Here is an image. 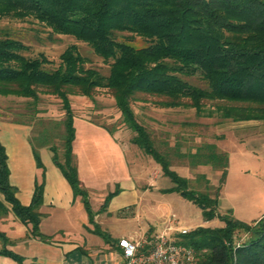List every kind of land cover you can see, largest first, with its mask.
Masks as SVG:
<instances>
[{"label": "trees", "instance_id": "obj_1", "mask_svg": "<svg viewBox=\"0 0 264 264\" xmlns=\"http://www.w3.org/2000/svg\"><path fill=\"white\" fill-rule=\"evenodd\" d=\"M6 18L34 19L54 35L86 44L109 65L107 76L85 68L77 47L70 45L59 56V65L48 69L45 56L27 57L26 45L0 36V96L31 100L27 104L34 110L41 95L60 101L63 161L47 140L49 149L74 198L81 199L94 235L115 246L94 222L88 192L80 185L73 164L75 129L69 97L92 99L96 90L106 89L122 125L133 134L130 143L151 158L173 184L162 192L177 193L197 206L204 221L218 218L223 223L220 228L197 227L182 237V243L195 251L197 264H264V217L245 224L229 213L219 215L218 194L188 190L187 180L171 170L132 109L142 95L164 99L165 108H191L198 117L205 114V104L211 103L223 120L264 121V0H0V19ZM137 38L143 46L133 45ZM195 75L200 86L189 83ZM211 116L209 111L206 117ZM33 153L36 167L42 171L41 182L35 184L29 206H22L9 183L7 156L0 143V218L8 214V205L15 218L30 227L31 237L46 241L39 231L42 216L38 213L45 171L38 153ZM189 156L196 164L218 166L223 184L226 154L207 144ZM117 194L118 190L109 193L101 210ZM238 233L246 234L247 239L233 246ZM0 239L4 243L0 255L22 264L18 255L5 248L7 240L1 232ZM114 249L119 252L117 246Z\"/></svg>", "mask_w": 264, "mask_h": 264}, {"label": "rangeland", "instance_id": "obj_2", "mask_svg": "<svg viewBox=\"0 0 264 264\" xmlns=\"http://www.w3.org/2000/svg\"><path fill=\"white\" fill-rule=\"evenodd\" d=\"M4 35L26 45L29 50L25 56L31 58H36L39 55L45 56L50 62L47 66L48 69L56 68L59 65V56L63 51L70 45H75L80 56L86 61L85 68L97 70L103 76L108 75V63L94 55L86 44L71 37L54 35L50 29L34 19L24 21L0 19V36ZM133 45L141 47L144 44L137 38ZM196 78L197 75L189 79V83L200 86L201 83ZM137 99L132 105L137 121L150 134L155 149L167 158L171 170L187 180L188 190L210 196L220 194L221 169L218 166L196 164V159L193 160L188 155L195 153L197 148L207 144L219 145L218 142L223 139V145L228 147L231 144L232 134L237 136L241 134L231 129L234 125L233 122L221 119L215 111L214 104L211 103L205 104V114L198 117L191 108H165L162 105L164 99L161 98L139 95ZM69 100L74 117L84 118L89 122L101 125L112 133L115 131L121 133L118 134L120 136L116 134L112 137V139L119 138L116 139L119 142L117 147L107 148L103 142L102 148L90 150L89 153L83 152L80 157L82 159L80 162L81 177L78 180L88 192L92 209H98L106 196L117 190V181L128 172H135L138 176L136 181L146 189L143 194L142 208L140 214L136 216L137 218L132 215L130 207L117 211L112 218L100 215V220L96 224L104 234L111 237L112 240L148 236L164 230L172 217L174 218L172 221H178L180 228L187 227L191 230L197 227L220 228L223 226L218 218L210 222L204 221L201 210L177 193L162 192L173 187V184L168 178L161 175L157 179L154 173L160 171L159 166L133 145L140 158L136 160L137 162L134 161V157L127 151L124 139L125 137L130 142L133 134L122 125L120 113L108 90H96L92 99L70 96ZM27 103H31V100L0 96V105L3 107L12 109L20 107V109L28 110V115H33L34 111H36L35 114L44 115L45 124L42 125L41 121L39 125L37 122L36 129L41 125L46 127L47 140L56 147L59 159L63 161L61 140L63 126L61 122L64 116L60 101L53 96L41 95L38 105L35 107L36 110ZM209 111L212 116L206 117ZM216 150L218 152L217 147ZM150 180H153V183L147 187ZM234 185L235 182L230 180L225 190L228 193L227 202L237 208H246V204L252 201L251 195L238 196V200L234 193ZM216 211L220 215L223 213L218 204ZM176 239L180 240L181 237ZM246 239V234L238 233L233 240V246L240 245ZM74 253L81 260L85 257L81 252ZM85 260L88 264H112L120 259L107 252L85 257Z\"/></svg>", "mask_w": 264, "mask_h": 264}, {"label": "crops", "instance_id": "obj_3", "mask_svg": "<svg viewBox=\"0 0 264 264\" xmlns=\"http://www.w3.org/2000/svg\"><path fill=\"white\" fill-rule=\"evenodd\" d=\"M28 113V110L20 107L12 109L0 105V143L7 156L9 183L15 189V197L22 206H29L35 184L41 182L42 171L36 167L34 150L40 157L45 171V183L42 205L38 210L42 216L39 231L46 237V241L31 237L30 227L21 224L7 205L8 214L0 218V232L7 240L5 248L18 255L22 264H88L85 257L107 252L119 258L114 249L119 239L113 240L116 242L113 247L92 233L93 225L88 222L81 199L74 198L70 186L54 165L50 144L46 138V127L42 126L46 122L44 115ZM41 121L42 125L36 129L35 124L39 122L40 125ZM233 124L231 129L241 134H232L231 146H224V139L216 145L218 152L228 157L226 177L217 196V204L221 206L222 215L230 212L235 220L250 224L264 217V121ZM73 125L75 138L72 143V158L80 178V157L83 152L89 153L90 150L102 148L103 142L107 148L117 147L119 142L116 139L119 138L112 137L121 133H112L108 128L84 118L74 117ZM124 139L127 151L134 157V161L140 159L137 150L129 140L125 137ZM154 174L157 179L162 176L161 171H155ZM137 177L135 172L124 174L123 178L117 181L118 194L110 200L104 210H101L102 204L98 209H92L89 200L95 223L100 220V215L112 218L114 213L128 207L132 209L133 216L140 214L146 189L136 181ZM230 180L235 182L234 193L238 200V196L251 195L252 201L246 204V208H237L227 202L228 193L225 190ZM151 183L153 180H150L147 187ZM0 202H3L1 194ZM138 238L140 237L133 236L128 239ZM3 247L4 243L0 239V250ZM74 252H81L85 257L81 260ZM0 264L19 263L0 255ZM112 264H119V261Z\"/></svg>", "mask_w": 264, "mask_h": 264}, {"label": "built area", "instance_id": "obj_4", "mask_svg": "<svg viewBox=\"0 0 264 264\" xmlns=\"http://www.w3.org/2000/svg\"><path fill=\"white\" fill-rule=\"evenodd\" d=\"M173 219L170 218L159 233L138 239H119L116 245L119 264H197L195 251L182 243V237L190 230L180 228Z\"/></svg>", "mask_w": 264, "mask_h": 264}]
</instances>
